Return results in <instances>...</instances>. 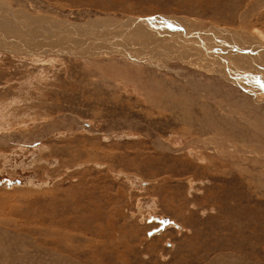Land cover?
<instances>
[{"label": "rangeland", "instance_id": "obj_1", "mask_svg": "<svg viewBox=\"0 0 264 264\" xmlns=\"http://www.w3.org/2000/svg\"><path fill=\"white\" fill-rule=\"evenodd\" d=\"M0 264H264V0H0Z\"/></svg>", "mask_w": 264, "mask_h": 264}]
</instances>
